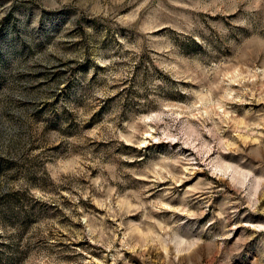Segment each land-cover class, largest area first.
Here are the masks:
<instances>
[{"label": "rangeland", "instance_id": "obj_1", "mask_svg": "<svg viewBox=\"0 0 264 264\" xmlns=\"http://www.w3.org/2000/svg\"><path fill=\"white\" fill-rule=\"evenodd\" d=\"M0 264H264V0H0Z\"/></svg>", "mask_w": 264, "mask_h": 264}]
</instances>
